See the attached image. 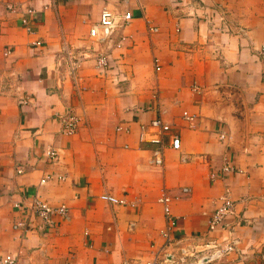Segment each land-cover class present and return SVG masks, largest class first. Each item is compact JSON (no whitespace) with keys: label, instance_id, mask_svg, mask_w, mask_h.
Returning <instances> with one entry per match:
<instances>
[{"label":"crops","instance_id":"crops-1","mask_svg":"<svg viewBox=\"0 0 264 264\" xmlns=\"http://www.w3.org/2000/svg\"><path fill=\"white\" fill-rule=\"evenodd\" d=\"M187 2L0 0V255H15L16 264H140L163 244L164 189L177 197L171 210L178 241H222L227 232L209 233L208 218L229 187L236 208L226 230L240 253L218 264L241 255L240 264H264V60L256 55L264 43V0H198L196 13ZM8 5L41 9L34 35ZM105 7L131 12L121 32L126 40L121 49L98 48L111 54L112 69L86 59L75 79L63 56L92 45L90 28ZM149 25L158 33L149 34ZM35 39L44 47L32 48ZM155 89L182 140L180 151L165 150L162 167L151 163L155 145L138 136L140 124L156 116ZM69 106L82 120L72 136L62 133ZM184 111L196 115L192 126ZM50 148L58 152L55 162L46 157ZM223 157L241 172L213 181ZM102 194L125 196L134 206L109 204ZM35 198L66 204L70 220L56 218L55 229L41 230L32 213L16 207ZM23 220L31 230L14 229Z\"/></svg>","mask_w":264,"mask_h":264},{"label":"built area","instance_id":"built-area-1","mask_svg":"<svg viewBox=\"0 0 264 264\" xmlns=\"http://www.w3.org/2000/svg\"><path fill=\"white\" fill-rule=\"evenodd\" d=\"M124 2H131L133 0H123ZM198 0H188L186 5L194 12V5ZM45 8V7H43ZM7 9L11 12H22L21 24L26 32L30 35L36 33L33 28V23L37 19V15L41 9L32 6H14L8 5ZM196 13V12H194ZM196 15V14H195ZM197 16V15H196ZM133 16L131 12H118L112 8L105 7L102 9L99 21L92 25L89 31V37L92 41V45L88 47L87 50L83 51L81 54L75 50H66L63 60L67 61L71 68H69L70 75L73 78L77 77V71L80 68L82 62L86 59H94L95 67L100 70H110L112 69L111 54L109 52L99 50L98 48L102 45L112 44L116 49H121L123 42L126 37L121 34V32L129 26L132 21ZM222 19V18H221ZM159 29L153 26H148L149 34L158 33ZM32 48H43L44 43L40 39H35L31 43ZM12 53L10 48H7L4 52L5 56H9ZM262 60H264V43L256 52ZM156 71L160 70L158 60H155ZM193 90L196 93L201 92L199 86H193ZM159 90L155 89L153 91L152 97L157 102L156 106L153 107V111L156 116L149 123H141L139 126V141L141 143H151L155 145L153 150V157L151 158L152 165L156 167H162L165 161V150L172 149L175 151H180L182 147V140L178 133L173 130L170 123L165 121L163 115L164 111L160 108L159 104ZM24 103V101L22 102ZM183 118L189 123L190 126L196 120V115L190 114L187 111L183 112ZM62 122V133L66 136H72L77 133L79 127L81 126V117H79L71 106H69L65 113L61 116ZM118 131L130 132V128L119 125L117 127ZM165 138H168L169 143L165 142ZM221 141L227 139L225 133H222L219 137ZM46 157L50 162H55L58 159V152L50 148L46 152ZM223 166L221 171L218 173H212L210 178L213 181L222 179L225 180L227 176L241 172L237 165H234L232 161L223 157ZM18 173H23L22 169L18 170ZM48 177L47 179H51ZM63 179V178H58ZM46 179L42 180L45 183ZM188 193L189 190L184 188L182 190ZM100 198L112 205L117 206H134V203L129 201L124 197H115L110 194H102ZM177 197L170 194L169 191L163 190L158 198V203L163 208L164 217V227L160 231V236L163 240L161 247L153 251V256L146 261H142L140 264H205L210 263H224L227 259L234 255L239 254V240L232 236L233 231L226 230V220L227 218L235 215V201L232 199L231 191L229 187L224 189L222 195L215 201V208L208 218V232H214L216 229H225L227 236H225L222 241L217 239L209 240L202 244L193 243H182L178 241L175 237V229L177 226V219L172 213L171 205ZM17 208H21L29 216L30 213L34 215L38 222V227L43 231H51L56 228V218H61L64 220H70V208L66 204H61L58 206H53L46 201L39 198L32 200L31 205L28 207L16 204ZM28 211H27V210ZM24 230L27 232L31 230L32 227L26 221H20L14 225V229ZM154 245L152 246V248ZM241 255V254H240ZM246 258L241 255L239 260L232 261V264H240ZM18 258L15 255H0V264H16Z\"/></svg>","mask_w":264,"mask_h":264}]
</instances>
